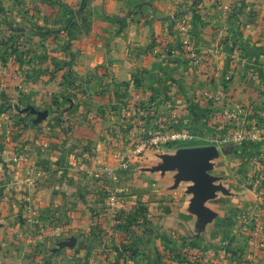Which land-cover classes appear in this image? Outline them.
<instances>
[{"label":"crops","instance_id":"0c3cea01","mask_svg":"<svg viewBox=\"0 0 264 264\" xmlns=\"http://www.w3.org/2000/svg\"><path fill=\"white\" fill-rule=\"evenodd\" d=\"M37 5L42 14L36 25L50 28L48 32H57L54 40L58 44L67 41V37L72 40V44L63 48L66 51L60 53L67 67L66 74L72 76L70 87L76 95L71 100L73 113L69 116L72 128L64 131L58 127H36L25 131L28 142L25 147L14 134L11 136L5 123L9 120L8 114H0V204L15 202L28 183L38 187L34 190L37 197L50 194V187L47 190L42 185H53L56 181L63 184L67 179L63 174L66 168L83 170L77 166L79 161L86 168L113 167L116 158L120 165H126L132 136L153 126L160 110L167 106L185 109L182 106L194 105V110H187L188 121L197 122L200 118L212 122L218 116L203 112L198 105L220 92L226 105L243 106L251 112V118L264 126V99H260L264 93V0H61L52 6ZM26 8L29 10L25 19H19L17 24L24 25L19 29L30 34L31 29L35 30L31 28L34 21L30 16L36 12L31 5ZM169 15L176 23L185 25L190 42L186 47L181 45V34V39L178 35L169 40L173 44L166 60L158 49L164 46ZM0 22L3 23L1 18ZM203 64L208 67L207 71ZM16 70L15 66L8 67L0 75V109L26 103L40 110L42 99L35 91L44 92L53 87L51 78L44 76L35 83H23ZM211 71H218L220 76L215 77ZM198 113L202 116L198 117ZM58 119L56 113H49L44 127ZM79 125L78 139L73 129ZM195 131H200L198 126ZM244 146L238 149L246 157ZM253 146L256 152L264 153L261 142ZM22 153L28 161L16 160L23 157ZM223 161L221 155L213 161L214 171L224 176L220 183L228 194L218 193L205 205L214 213L212 220L229 215L222 207L220 195L232 199L235 208L240 209L237 217H263L264 196L257 199L254 193L232 192L227 182L233 181V177ZM259 161L257 167L263 174L264 165ZM29 169L32 171L28 172ZM192 198L186 194V198L179 200L180 208L163 216L164 230L175 233L178 239L200 233L201 260L205 264L221 260L225 264H238L234 257L244 247L229 246L221 234L213 238L212 220L202 229L199 218L190 211ZM53 207L51 203L49 208ZM242 229L246 230L244 226H236L232 233ZM15 231L11 226L0 230V260L3 264H37L26 244L14 240ZM236 241L243 245V240ZM257 257V264H264V245Z\"/></svg>","mask_w":264,"mask_h":264},{"label":"rangeland","instance_id":"374dc122","mask_svg":"<svg viewBox=\"0 0 264 264\" xmlns=\"http://www.w3.org/2000/svg\"><path fill=\"white\" fill-rule=\"evenodd\" d=\"M60 1L0 0V18L3 20V23L0 22V75L5 68L15 66L18 79L21 78L20 82L32 84L47 76L51 78L50 84L53 85L47 91H35L37 97L42 99V103L39 101V111H48V116L44 119L38 120L35 115L23 113L28 107L26 103L0 109V114H8L9 120L5 123L9 125L11 136L14 134L18 142L21 140L19 144L25 147L28 146L25 141L27 138L24 137L25 131L36 127H58L64 131L72 128V119L69 117L73 113L71 97L76 95L75 90L70 87L72 76L66 74L67 67L60 58V53L66 51L63 48L69 43L72 44V40L67 37V41L58 44L54 40L58 36L57 32H48L50 28L40 27L41 25L35 23L39 22L38 16L42 14L37 4L52 6ZM28 5L35 7L33 11L36 12L30 16L35 26L31 27L35 30L31 29L30 34L23 33L19 28L24 25L17 24L19 19H25ZM19 6H22L21 9ZM69 18H72L71 10ZM166 19L168 20L164 29V46L160 45L158 51L168 60L173 44L169 40L176 39L178 35L181 39L182 35L181 45L185 46L190 41L185 34V25L176 23L170 15L166 16ZM10 75L12 74L8 76ZM218 97L220 101L217 100ZM260 99H264V93ZM207 102L213 105H208ZM198 106L203 112L214 113L218 117L212 122L210 119L204 121L200 118L197 122L194 119L188 121L187 113L191 108L194 110V105L182 106L185 109L179 108L180 106H167L160 110L158 121L146 128L147 132L154 134L160 130L182 136L186 134V139L158 147L148 145L141 150L139 147L147 140L140 132L139 135L132 136L131 153L126 165H120L119 159L116 158L113 167L86 168L80 165L79 161L77 166L83 167V170L66 168L63 174L67 175V179L63 184L56 181L53 185H42L43 189H51L50 194L46 193L44 196L37 197L34 190L38 187L28 183L15 202L6 201L0 204V230L9 226L14 228V240L26 244L33 254L31 256H35L37 264H205L201 260L203 251L202 240L198 236L200 233L191 234L188 238L181 236L178 239L175 233H167L162 227L163 216L180 208L179 200L186 198V194L193 196L188 194L192 183H177V170L154 172L152 169L163 163L164 156H173L182 148L216 146L220 155L224 156L223 164L233 177V181L227 182L232 192L254 193L259 199L264 196V167L261 174L257 166L259 160L260 165H264V153L256 152L253 144H264V126L251 118V112L246 111L243 106L226 105L220 92ZM170 110L176 112L172 113ZM196 110L198 111V108ZM237 110L243 112L242 115L239 114V120L247 121L248 129L259 134L257 140L236 143L230 139L232 132L238 129L239 122L227 121L225 112L237 113ZM49 113H56L59 119L44 127L48 122ZM199 116L202 114L198 113ZM218 119H221V123ZM78 122L80 124V121ZM196 126L199 132L195 131ZM73 130L79 139L80 125ZM6 144L3 142V145ZM243 145L246 157H243L238 149ZM23 151L27 155V149ZM26 155L17 157L16 160L28 161ZM30 171L32 169L28 172ZM210 174L220 178V182L225 179L218 170H212ZM220 196L222 207L229 215L212 220L214 227L211 236L214 238L221 234L229 246L244 247L242 253L238 252L234 257L238 264H257V256L264 245V216L237 217L240 216V209L235 208L232 199ZM51 203L55 205L52 209L49 208ZM236 226H244L246 230L232 233ZM256 229L262 232L259 240H255L253 235ZM72 238L77 239L74 248H59L60 243ZM237 239L243 240V245L237 242ZM221 261L216 264H225Z\"/></svg>","mask_w":264,"mask_h":264},{"label":"water","instance_id":"95a60500","mask_svg":"<svg viewBox=\"0 0 264 264\" xmlns=\"http://www.w3.org/2000/svg\"><path fill=\"white\" fill-rule=\"evenodd\" d=\"M22 112L35 115L38 120L48 116V111H39L33 106H28ZM219 156L220 150L216 146L182 148L173 156H164L163 163L152 169L154 172L177 170V183H192L188 190V194H193L190 211L199 218L202 229L214 218V213L205 206L206 203L214 199L219 192L228 194L220 183V178L210 174L214 170L213 161ZM76 243L77 239L72 238L60 243L59 248H74Z\"/></svg>","mask_w":264,"mask_h":264},{"label":"built area","instance_id":"2783aa9c","mask_svg":"<svg viewBox=\"0 0 264 264\" xmlns=\"http://www.w3.org/2000/svg\"><path fill=\"white\" fill-rule=\"evenodd\" d=\"M193 59H195V55L193 54ZM204 70H208V67L206 65L203 66ZM211 73L215 76V77H219L220 73L218 71H211ZM222 95H224L223 93H221ZM218 101H220V97L217 98ZM237 113H228L225 112L226 114V120L227 121H237L239 122L238 125V129L234 132H232V134L230 135V139L233 142L236 143H242L244 141L247 140H257L259 138V134L255 131H251L250 129H248V122L243 120V122H241L239 120L240 115L243 114V112L241 110H237ZM240 114V115H239ZM241 119V118H240ZM142 135L145 136V139L147 140L146 142H144L139 149H145L146 147H148V145L153 146V147H158L159 145H169L175 142H179L183 139H186V134H184V136L180 135V134H176V133H171V132H165V131H158L155 134L152 132H147V130H143ZM140 151V150H139ZM255 237V240H259L261 239L262 236V232H260V230H255V233L253 234ZM254 240V241H255ZM0 264H3V262L0 260Z\"/></svg>","mask_w":264,"mask_h":264},{"label":"trees","instance_id":"16d2710c","mask_svg":"<svg viewBox=\"0 0 264 264\" xmlns=\"http://www.w3.org/2000/svg\"><path fill=\"white\" fill-rule=\"evenodd\" d=\"M71 99H74V98L71 97Z\"/></svg>","mask_w":264,"mask_h":264}]
</instances>
